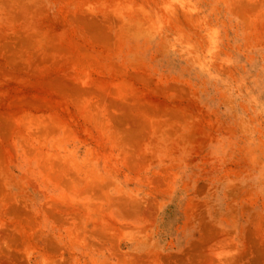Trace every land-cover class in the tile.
<instances>
[{
  "label": "rangeland",
  "instance_id": "1",
  "mask_svg": "<svg viewBox=\"0 0 264 264\" xmlns=\"http://www.w3.org/2000/svg\"><path fill=\"white\" fill-rule=\"evenodd\" d=\"M0 264H264V0H0Z\"/></svg>",
  "mask_w": 264,
  "mask_h": 264
}]
</instances>
